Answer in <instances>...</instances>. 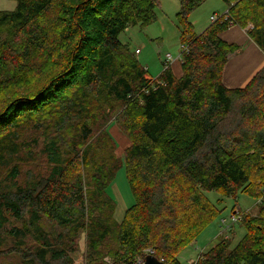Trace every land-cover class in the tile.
I'll list each match as a JSON object with an SVG mask.
<instances>
[{"label": "trees", "instance_id": "trees-1", "mask_svg": "<svg viewBox=\"0 0 264 264\" xmlns=\"http://www.w3.org/2000/svg\"><path fill=\"white\" fill-rule=\"evenodd\" d=\"M12 1L15 11L0 12V172L9 169L0 180V256L75 264L85 233L88 264L106 254L137 264L149 248L171 264L221 214L208 193L264 195L255 187L264 182V66L228 88L240 47L222 38L230 23L251 24L264 55V0H222L230 18L202 34L189 17L207 0H179L182 76L168 66L154 83L120 36L151 25L159 0ZM111 114L115 122L102 127ZM116 125L130 142L121 161ZM26 129L35 135L21 142ZM38 156L48 171L31 167L21 184V167ZM122 166L135 201L119 223L108 190ZM241 214L239 244L222 239L197 264H264V203L257 215Z\"/></svg>", "mask_w": 264, "mask_h": 264}, {"label": "rangeland", "instance_id": "rangeland-1", "mask_svg": "<svg viewBox=\"0 0 264 264\" xmlns=\"http://www.w3.org/2000/svg\"><path fill=\"white\" fill-rule=\"evenodd\" d=\"M17 8V3L12 0H0V12H13ZM227 4L222 0H207L198 10H196L192 15H190L189 20L194 24L195 30L197 34H202L209 26H210V18L215 15H223L227 11ZM180 2L179 0H159L158 1V9L156 12L157 19L149 26H135L127 30L124 34L120 36V41L124 45L130 46L133 52L136 55V51L139 50L141 54L135 56L137 58L138 63L147 70V74L144 75L145 81L156 82L158 81L160 75L164 72L166 62V56L169 54L172 57L171 65L179 64V59L182 54V44H181V26L178 22V13L180 12ZM189 21V22H190ZM190 22V23H191ZM236 27V26H235ZM239 29V27H237ZM253 28L250 24L244 30V35L247 36V40L251 42L253 45L255 43L248 36L249 31ZM241 29V28H240ZM229 30H232L230 28ZM241 54V53H240ZM236 55V53H235ZM132 57V56H130ZM247 58V56L239 57L238 59H234L231 62L232 68L236 64V60L242 61ZM232 59V57H230ZM252 59H250L251 61ZM177 61V62H176ZM230 74V68H229ZM230 77V76H229ZM153 79L154 81H151ZM231 81V78H230ZM38 87V84H32V88ZM17 94L15 90L11 91L9 94ZM4 96V93L2 94ZM5 97V96H4ZM2 97L1 99H3ZM99 112L98 110H94L93 113ZM112 119L105 126V123L102 124V127H107L110 123H114L117 118L116 115L111 114ZM101 118V113L98 116ZM52 117H50L51 119ZM101 127V128H102ZM111 133L113 134L115 140L118 143V148L115 151V155L117 159L121 161L124 159L126 146L128 145V140L126 136L120 131L119 126H114L111 129ZM35 133L32 129H26L22 132L21 142L25 140L31 141L34 137ZM38 161L33 163L31 166L23 165L21 167V172L23 174L22 177L19 178V182L21 184L24 183L25 177L24 172H27L31 167H36L34 170L36 174H42L48 171V164L44 161L43 156H38ZM9 169H4L0 172V180L5 178L8 174ZM264 184V182H257L255 184L256 189L261 193H264V187H260ZM109 195L115 201L117 205V218L114 219L118 222L121 220L119 218V213L123 216L133 204H134V196L132 194V190L128 183L125 167L122 166L117 175L115 177L114 183L109 188ZM207 197L214 204L217 209L221 212V214L202 232V234L198 237L195 242H191L188 247L178 253L174 258H172L169 262L172 264L176 261V259L181 264H197V262L201 259L203 252L210 251L216 244H218L222 239H228L231 242V249H234L239 242L246 235V229L243 225L237 224L233 229L223 234L225 227L222 225V220L226 219L228 223L230 222V218L234 212L238 210L241 213H249L252 215H257L258 206L257 199L247 196L245 194H238L236 197L225 198L221 194H217L215 192H211L207 194ZM116 211V210H115ZM112 246H115L111 243ZM12 247L7 249H11ZM6 249V250H7ZM116 249V246H115ZM155 249V248H154ZM156 250V249H155ZM147 251H151L154 253L152 248L146 249ZM155 255V254H154ZM87 257V235L85 233H81L79 237V251L73 254V260L75 264H88ZM143 257H138L135 261L138 263L140 259ZM97 264H115L114 257L110 254H106L104 257H100L97 259ZM13 263H21V259L18 256H0V264H9Z\"/></svg>", "mask_w": 264, "mask_h": 264}, {"label": "crops", "instance_id": "crops-1", "mask_svg": "<svg viewBox=\"0 0 264 264\" xmlns=\"http://www.w3.org/2000/svg\"><path fill=\"white\" fill-rule=\"evenodd\" d=\"M228 9L229 7L227 8V10ZM244 32H245L244 30L234 27L232 28V30L228 31L222 37L227 42L236 43L240 47L236 55L234 54L233 56H231L232 59H230V62L228 63L227 68H226V72L224 75V83L228 88H239V87L244 86L250 80L253 74L258 69L264 66V55H262L261 51L258 49L256 45H253L251 42L247 40L248 37L244 35ZM244 56H247V58L243 59L242 61L236 60V64L232 68L231 62L234 59H238L239 57H244ZM250 59L252 60L250 61ZM170 68L173 70V73L175 74L177 78H180L182 76L180 62L179 64L176 63L175 65H171ZM229 68H230L231 75H228ZM230 78H231V81H230ZM127 142H128V145L126 146V148L130 146L129 140ZM117 210L118 208H116V211H115V218H117ZM124 217H125V214L121 216V213H119V218L121 220H119L118 222L121 223L124 220Z\"/></svg>", "mask_w": 264, "mask_h": 264}, {"label": "built area", "instance_id": "built-area-1", "mask_svg": "<svg viewBox=\"0 0 264 264\" xmlns=\"http://www.w3.org/2000/svg\"><path fill=\"white\" fill-rule=\"evenodd\" d=\"M221 18H224L225 21H228V19L230 18L229 17V10L226 11V13H224L223 15H218V14L213 15L210 18V23L213 24L215 22H218ZM234 27H235V25L230 23V28H234ZM185 52H187V47L186 46H182V53H185ZM139 54H140V51L137 50L136 51V55H139ZM171 60H172V57L168 54L166 56V62L168 63L166 66L171 64ZM151 81H154V80L151 79ZM257 202H258L257 203L258 206L263 204L264 203V195ZM242 217H243L242 214L239 211H237V212H234L232 214L229 223H228V221L226 219L222 220L221 223H222L223 227H225V229L223 231V234H225L228 231H230L233 228V226H236L237 224H240L242 222ZM147 255H153V252L147 251ZM144 262H145V258H142V259H140V261L137 264H143Z\"/></svg>", "mask_w": 264, "mask_h": 264}, {"label": "water", "instance_id": "water-1", "mask_svg": "<svg viewBox=\"0 0 264 264\" xmlns=\"http://www.w3.org/2000/svg\"><path fill=\"white\" fill-rule=\"evenodd\" d=\"M143 264H166V263L158 260L154 255H148L145 258V262Z\"/></svg>", "mask_w": 264, "mask_h": 264}, {"label": "clouds", "instance_id": "clouds-1", "mask_svg": "<svg viewBox=\"0 0 264 264\" xmlns=\"http://www.w3.org/2000/svg\"><path fill=\"white\" fill-rule=\"evenodd\" d=\"M227 11H228V10H227ZM136 56H137V55H136ZM179 60H180L179 62H180V64H181V58H180ZM168 66L170 67V64H169ZM168 66L165 65L164 70H165ZM257 206H258V205H257ZM147 256H148V255H147ZM147 256H146V257H147Z\"/></svg>", "mask_w": 264, "mask_h": 264}]
</instances>
